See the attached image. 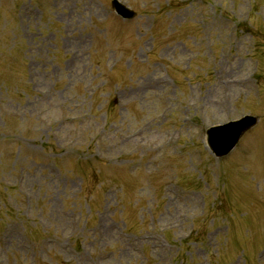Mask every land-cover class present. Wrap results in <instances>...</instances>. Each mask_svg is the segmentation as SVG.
<instances>
[{
	"label": "rangeland",
	"instance_id": "rangeland-1",
	"mask_svg": "<svg viewBox=\"0 0 264 264\" xmlns=\"http://www.w3.org/2000/svg\"><path fill=\"white\" fill-rule=\"evenodd\" d=\"M119 1L0 0V264H264V0Z\"/></svg>",
	"mask_w": 264,
	"mask_h": 264
},
{
	"label": "water",
	"instance_id": "water-1",
	"mask_svg": "<svg viewBox=\"0 0 264 264\" xmlns=\"http://www.w3.org/2000/svg\"><path fill=\"white\" fill-rule=\"evenodd\" d=\"M113 8L123 17L133 16L117 1L113 2ZM255 121L254 118L246 117L238 122L210 129L208 131L209 143L215 155L218 157L226 155L238 142L241 135L255 124Z\"/></svg>",
	"mask_w": 264,
	"mask_h": 264
}]
</instances>
